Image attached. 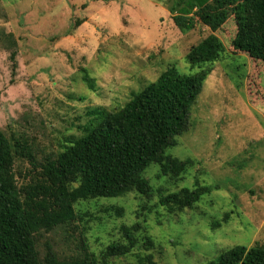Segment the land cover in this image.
<instances>
[{"label":"rangeland","instance_id":"374dc122","mask_svg":"<svg viewBox=\"0 0 264 264\" xmlns=\"http://www.w3.org/2000/svg\"><path fill=\"white\" fill-rule=\"evenodd\" d=\"M176 3L0 0V130L21 140L38 166L16 158L20 187L84 134L94 110L121 109L169 68L197 71L189 70L186 56L212 32L198 26L181 33L170 11ZM235 32L232 19L215 33L226 53L192 109L191 129L167 151L194 166L175 180L150 165L144 173L154 189L150 199L131 192L78 203L73 224L36 234L40 259L50 244L60 260L92 254L103 262L109 245L126 243L123 227L137 222L143 230L134 233L132 253L108 264H149L148 256L152 264H207L234 246L264 245V66L234 52ZM197 185L213 191L192 210L171 214L158 204L161 194ZM225 213L228 223L216 227Z\"/></svg>","mask_w":264,"mask_h":264},{"label":"trees","instance_id":"16d2710c","mask_svg":"<svg viewBox=\"0 0 264 264\" xmlns=\"http://www.w3.org/2000/svg\"><path fill=\"white\" fill-rule=\"evenodd\" d=\"M170 11L181 33L198 26L212 32L186 56L189 70L196 72L184 74L169 68L134 93L121 109L94 110L95 117L84 134L41 164L39 178L25 186L20 187L16 179V158L27 159L37 169L35 158L21 140L10 141L0 130V264H108L113 257L132 253L138 244L134 233L143 230L140 222L123 227L126 243L109 245L103 262L92 254L60 260L50 244L40 259L35 236L73 224L80 202L124 197L131 192L150 199L154 189L144 173L152 164L175 180L194 166L193 159L180 160L167 155V151L178 144L177 137L191 129L192 109L214 65L226 53L215 33L230 20L236 25L231 43L234 52L244 53L253 63L264 66V0H177ZM11 60L14 72L15 54ZM212 191V187L201 185L183 188L161 194L158 204L171 214L180 213L194 209ZM144 210L146 207L141 208ZM112 211L123 215L120 208L113 207ZM229 219L230 213H225L215 226L221 227ZM143 243L146 250L153 248L151 237L145 235ZM147 259L153 263L151 256ZM207 264H264V245L234 246Z\"/></svg>","mask_w":264,"mask_h":264}]
</instances>
